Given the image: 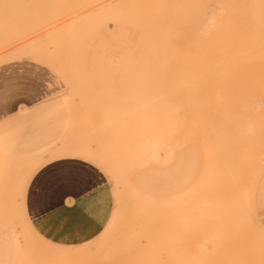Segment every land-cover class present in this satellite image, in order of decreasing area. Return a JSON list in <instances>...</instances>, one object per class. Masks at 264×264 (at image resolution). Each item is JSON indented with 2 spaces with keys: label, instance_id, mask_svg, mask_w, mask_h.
<instances>
[{
  "label": "rangeland",
  "instance_id": "374dc122",
  "mask_svg": "<svg viewBox=\"0 0 264 264\" xmlns=\"http://www.w3.org/2000/svg\"><path fill=\"white\" fill-rule=\"evenodd\" d=\"M152 1L0 0V264H264V0Z\"/></svg>",
  "mask_w": 264,
  "mask_h": 264
},
{
  "label": "crops",
  "instance_id": "0c3cea01",
  "mask_svg": "<svg viewBox=\"0 0 264 264\" xmlns=\"http://www.w3.org/2000/svg\"><path fill=\"white\" fill-rule=\"evenodd\" d=\"M66 165H67V163L66 164L61 163V164H57L56 166H57V169L62 170L65 173H68V170L64 169V168H66L65 167ZM47 169L52 170L51 167H49ZM42 173H44V172H42ZM44 174H47V173H44ZM35 183L37 184V185H35V188L44 189V190L40 191L38 189V191L34 190L33 192H31L32 201H31V205L29 207L34 209V213H35L34 221H38V224H39L38 226H39V229L41 230L42 229L41 225L44 224L43 222H40L42 217L43 216L47 217V216L51 215L53 212L57 211V208H59V206L63 203V200H61V199L66 198L67 196H70V195L73 196V194H75V193H73L74 192L73 186H76L77 188H79L81 185H80V182L78 180L73 181L71 179L67 180V181H61L59 187H58L59 184L54 185L52 187L44 186V185H42L41 181H39V180H36ZM38 184H40V185H38ZM145 184L150 185L151 183L146 181ZM67 189H69V190H67ZM47 210L49 212H46L45 215H42V213L47 211ZM38 214H40V215H38ZM48 222H49V220H48Z\"/></svg>",
  "mask_w": 264,
  "mask_h": 264
},
{
  "label": "snow or ice",
  "instance_id": "6c2138e0",
  "mask_svg": "<svg viewBox=\"0 0 264 264\" xmlns=\"http://www.w3.org/2000/svg\"><path fill=\"white\" fill-rule=\"evenodd\" d=\"M44 173H41V175L37 177V180L41 181L42 185L47 187H52L54 185H57L61 181H67L70 179L75 180L78 178H82L79 177L77 174L65 173L62 170L57 169V166L55 165L52 166V170L45 169Z\"/></svg>",
  "mask_w": 264,
  "mask_h": 264
},
{
  "label": "bare ground",
  "instance_id": "6f19581e",
  "mask_svg": "<svg viewBox=\"0 0 264 264\" xmlns=\"http://www.w3.org/2000/svg\"><path fill=\"white\" fill-rule=\"evenodd\" d=\"M88 6V5H87ZM91 6H93V4H91L90 5V7ZM95 6V5H94ZM89 7V8H90ZM149 7L152 9V10H163V9H165V8H167V3H166V1L165 0H153L151 3H150V5H149ZM87 8V7H86ZM109 9V8H108ZM86 11V10H85ZM260 23V22H259ZM253 25V24H252ZM100 28V27H99ZM257 28V27H256ZM258 28H260V27H258ZM91 29V28H90ZM110 29V28H109ZM253 29V28H252ZM251 29V30H252ZM256 30V29H255ZM254 31V30H253ZM87 32V31H86ZM101 32V31H100ZM107 32H109V31H107ZM260 35V34H259ZM258 36V35H257ZM97 37V36H96ZM254 37V36H253ZM104 38V36L102 37L101 36V38H99V40L101 39H103ZM259 39V38H258ZM89 40V39H88ZM92 40V39H91ZM260 40V39H259ZM262 41V40H261ZM261 41H259V42H261ZM254 43V42H253ZM253 45V44H252ZM256 46H257V44H256ZM256 46H254V47H256ZM261 47V46H260ZM259 47V48H260ZM263 48V47H262ZM38 50V49H37ZM258 50H260V49H258ZM34 50H31V53H32V55H33V53H34V55L35 56H41V57H43V54L42 53H40V51H39V53H38V51L37 52H33ZM261 51V50H260ZM26 52H29V54H31L30 53V50L29 51H26ZM28 54V53H27ZM36 54H38V55H36ZM40 54V55H39ZM158 103H160V102H158ZM151 105V104H150ZM150 107V106H149ZM152 107H154V106H152ZM152 107H151V109H152ZM156 108V107H155ZM85 141V140H84ZM78 146H79V144H78ZM78 146H76V147H78ZM80 147V146H79ZM75 148V147H74ZM225 263V262H224Z\"/></svg>",
  "mask_w": 264,
  "mask_h": 264
}]
</instances>
